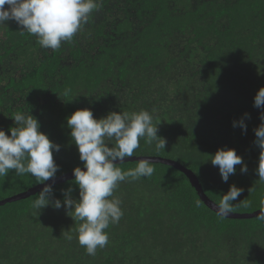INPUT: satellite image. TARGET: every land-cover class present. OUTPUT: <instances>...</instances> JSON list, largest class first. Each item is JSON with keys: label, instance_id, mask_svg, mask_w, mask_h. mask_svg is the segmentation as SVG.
Returning <instances> with one entry per match:
<instances>
[{"label": "trees", "instance_id": "1", "mask_svg": "<svg viewBox=\"0 0 264 264\" xmlns=\"http://www.w3.org/2000/svg\"><path fill=\"white\" fill-rule=\"evenodd\" d=\"M99 2L88 23L56 51L21 34L15 21L0 26V129L10 134L12 116L29 111L60 145L53 152L57 176L83 166L67 127L72 112L89 108L100 118L147 110L166 147L158 152L141 138L133 155L176 160L216 204L234 184L244 190L234 212L259 209L264 183L255 172L260 150L253 129L264 109L254 107L253 97L264 86V0ZM239 119L246 132L233 127ZM225 147L248 169L242 173L237 165L226 183L209 160ZM137 163L116 166L128 170ZM153 167L152 176L120 182L108 198L121 201L123 216L105 229L109 243L95 256L79 245L71 211L32 207L39 191L1 205L0 264H264V222L222 218L183 172L159 162ZM72 180L53 185V197L63 203L62 190L71 187L79 199ZM35 182L10 171L0 177V200ZM244 200L250 206H241Z\"/></svg>", "mask_w": 264, "mask_h": 264}, {"label": "clouds", "instance_id": "2", "mask_svg": "<svg viewBox=\"0 0 264 264\" xmlns=\"http://www.w3.org/2000/svg\"><path fill=\"white\" fill-rule=\"evenodd\" d=\"M101 7L99 0H0V26H7L8 21H15L23 32L37 37L41 48L56 51L62 43L73 37L88 23L94 11ZM253 105L264 109V86L253 97ZM245 113L244 117L248 118ZM15 127L6 134L0 129V177L14 171L17 176L30 174L36 184H42L32 207L37 212L52 206L64 207L66 214L71 211L73 221H79L74 231L80 246L89 256H95L97 249H103L109 243L105 231L110 224H116L123 216L121 201L113 196L120 182L150 177L155 169L147 158L138 161L135 168L122 170L117 162L133 157L140 147L141 138L146 144H154L156 151L165 150L166 139L159 136V123H153V115L147 110L138 112L110 111L105 116L94 118L89 108H81L66 117L67 127L71 130L72 142L76 145L83 169L73 168L72 183L79 188V199L71 195V187L63 191V203L53 197V187L47 181H54L59 171L53 152L60 150V145L52 142L39 130L36 117L28 111L12 116ZM258 127L254 128V144L259 147L258 165L255 169L260 182L264 183V111L260 113ZM233 127L239 126L246 132L244 119L234 120ZM114 142V143H113ZM213 166H217L223 182L240 166L242 173L248 169L242 157L233 148H218L210 155ZM243 188L232 184L215 206L218 216L227 217L234 211V202L240 200ZM251 202L241 201V206L248 207ZM199 206V201H197ZM257 219L264 222V196L260 200ZM68 240L73 239L71 235Z\"/></svg>", "mask_w": 264, "mask_h": 264}, {"label": "water", "instance_id": "3", "mask_svg": "<svg viewBox=\"0 0 264 264\" xmlns=\"http://www.w3.org/2000/svg\"><path fill=\"white\" fill-rule=\"evenodd\" d=\"M142 158H147L153 162H159V163H163L166 165L173 166L174 168L183 172L186 176H188L191 183L195 187L196 193L198 194L199 198L208 207H210L212 210H214L216 212L215 206L217 204L214 203L210 198H208L207 195L203 192V189H202V186L199 182V179L192 172L191 169L187 168L186 166L182 165L181 163L177 162L174 159L162 157V156H154V155H133V157L125 158V160L123 162H125V161H139ZM117 163H120V162H117ZM81 168L83 169V166ZM73 176H74V174H73V171L71 170V171L65 172L63 174L57 175L54 181H47L45 183H49L53 186V185H55L59 182H62L64 180L72 179ZM42 187H43L42 184H36V185L29 187L28 189L24 190L23 192L17 193L11 197L4 198V199L0 200V206L4 205L7 202L16 201V200H19L21 198H25L31 194H34L37 191H39ZM259 210H260V208L257 210L251 211V212H244V213H239V212L233 211L232 213H229L227 217H233V218L253 217V216H257V213Z\"/></svg>", "mask_w": 264, "mask_h": 264}]
</instances>
